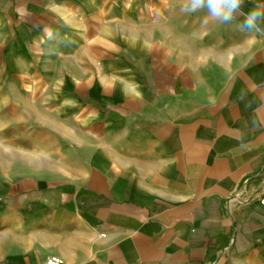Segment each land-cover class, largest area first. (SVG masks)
Instances as JSON below:
<instances>
[{"label": "crops", "instance_id": "obj_1", "mask_svg": "<svg viewBox=\"0 0 264 264\" xmlns=\"http://www.w3.org/2000/svg\"><path fill=\"white\" fill-rule=\"evenodd\" d=\"M182 2L0 0V264H264V34Z\"/></svg>", "mask_w": 264, "mask_h": 264}, {"label": "rangeland", "instance_id": "obj_2", "mask_svg": "<svg viewBox=\"0 0 264 264\" xmlns=\"http://www.w3.org/2000/svg\"><path fill=\"white\" fill-rule=\"evenodd\" d=\"M13 87L8 85L6 86L0 84V93H12L11 90ZM2 89V91H1ZM25 105L20 104L19 113L20 116L16 115V105L14 101L4 102L1 100L0 96V156L7 157H31V156H47L48 155V146L52 144H24L31 142L32 135H37L32 127L38 128L41 126L45 120V116H42L39 111L36 110V117L30 116L29 112L31 108V102L24 100ZM38 109V108H37ZM18 118V119H17ZM18 120V121H17ZM25 128L27 130H25ZM38 145L39 150H38Z\"/></svg>", "mask_w": 264, "mask_h": 264}, {"label": "clouds", "instance_id": "obj_3", "mask_svg": "<svg viewBox=\"0 0 264 264\" xmlns=\"http://www.w3.org/2000/svg\"><path fill=\"white\" fill-rule=\"evenodd\" d=\"M245 0H183L180 11L195 13L206 10L207 18L221 24H231L242 17L236 26L241 32L264 34V3H254L247 12L243 10Z\"/></svg>", "mask_w": 264, "mask_h": 264}, {"label": "built area", "instance_id": "obj_4", "mask_svg": "<svg viewBox=\"0 0 264 264\" xmlns=\"http://www.w3.org/2000/svg\"><path fill=\"white\" fill-rule=\"evenodd\" d=\"M238 200L241 201V199H238ZM257 200L260 203L264 204V193L257 196ZM36 264H68V263H66L60 257L53 255V256L47 257L44 261L36 263Z\"/></svg>", "mask_w": 264, "mask_h": 264}]
</instances>
